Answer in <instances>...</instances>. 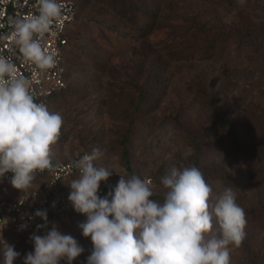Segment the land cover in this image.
I'll use <instances>...</instances> for the list:
<instances>
[{"label":"rangeland","instance_id":"obj_1","mask_svg":"<svg viewBox=\"0 0 264 264\" xmlns=\"http://www.w3.org/2000/svg\"><path fill=\"white\" fill-rule=\"evenodd\" d=\"M76 1L68 88L47 104L64 119L53 161L99 148L115 185L139 175L161 201L167 170L196 166L215 195L232 188L246 211L231 264H264V0ZM21 193L0 184V198ZM86 219L74 211L55 223L84 249L72 264L93 250L79 227ZM34 233L3 238L20 253L14 264L34 253Z\"/></svg>","mask_w":264,"mask_h":264},{"label":"clouds","instance_id":"obj_2","mask_svg":"<svg viewBox=\"0 0 264 264\" xmlns=\"http://www.w3.org/2000/svg\"><path fill=\"white\" fill-rule=\"evenodd\" d=\"M37 12L27 18H10V24L20 59L43 72L57 63L45 50L44 40L63 9L57 0H37ZM63 123L60 112L36 102L31 81L17 75L12 60L0 55V178L12 173L11 186L28 191L38 173L55 171L53 149ZM102 154L94 148L74 161L78 176L68 183L69 201L87 218L79 224L82 235L93 244L87 264H231L233 251L246 239L247 224L246 211L232 188L215 195L198 167L173 165L161 177L162 201L153 199L154 186L135 174L119 175L115 187L101 197V182L113 174L95 165ZM35 216L44 221L37 230L46 228L47 211L37 210ZM30 239L34 253L26 255L24 264H60L62 260L72 264L84 251L55 225ZM0 251L3 264H14L20 255L2 236Z\"/></svg>","mask_w":264,"mask_h":264},{"label":"built area","instance_id":"obj_3","mask_svg":"<svg viewBox=\"0 0 264 264\" xmlns=\"http://www.w3.org/2000/svg\"><path fill=\"white\" fill-rule=\"evenodd\" d=\"M63 9L62 17L57 21L52 30L46 34L44 48L56 58L55 67L47 71H40L34 65L25 64L19 49L13 41L14 28L10 24V18L30 17L38 14L37 0H0V36L7 37L0 40V55L10 58L16 65L17 75L24 76L31 81L32 88L36 93V102L48 104L49 99L68 88L66 78L67 48L70 44L71 25L74 24L79 15L78 3L76 0H57ZM80 154L71 161L54 162L55 171L38 173L37 176L45 177L40 181L44 182L33 188L24 191L19 196L12 198H0V236L5 238L9 233H27L31 231L44 235L50 231L58 221H67L74 213V207L69 201L67 193L62 185L65 181L78 176V171L73 167V162L80 159ZM98 167L97 161L94 162ZM12 173H6L0 178V184L10 183ZM151 184V180H148ZM115 185L109 179L101 182L99 195L102 196L105 190ZM37 210H46L48 224L44 229L37 230V225L44 224L40 217L35 216ZM26 225V227H21Z\"/></svg>","mask_w":264,"mask_h":264},{"label":"trees","instance_id":"obj_4","mask_svg":"<svg viewBox=\"0 0 264 264\" xmlns=\"http://www.w3.org/2000/svg\"><path fill=\"white\" fill-rule=\"evenodd\" d=\"M71 37H72V35L69 36V38H70V44H71ZM70 44H69V47H70ZM64 91H66V90H64ZM64 91H62V92H64ZM62 92H60V93H62ZM60 93H58V94H60ZM192 138H193V136H192ZM193 139H194V138H193ZM112 188H114V186H113V187H109V188H107V189L105 190L104 195H102L101 197L106 196L107 193H108ZM20 234H24V233H20Z\"/></svg>","mask_w":264,"mask_h":264},{"label":"crops","instance_id":"obj_5","mask_svg":"<svg viewBox=\"0 0 264 264\" xmlns=\"http://www.w3.org/2000/svg\"><path fill=\"white\" fill-rule=\"evenodd\" d=\"M54 162H56V161H54ZM22 193H23V191H22ZM20 195V194H19ZM18 194H16V195H14L13 197H16V196H19ZM7 198H9V197H7ZM10 198H12V197H10Z\"/></svg>","mask_w":264,"mask_h":264}]
</instances>
